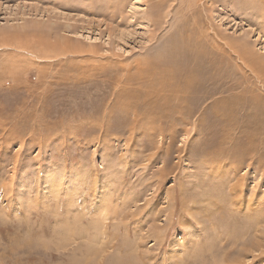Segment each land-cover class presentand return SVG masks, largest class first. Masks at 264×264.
I'll return each instance as SVG.
<instances>
[{"label":"rangeland","instance_id":"1","mask_svg":"<svg viewBox=\"0 0 264 264\" xmlns=\"http://www.w3.org/2000/svg\"><path fill=\"white\" fill-rule=\"evenodd\" d=\"M158 3L0 0V264H264V157L225 178L230 154L206 147L213 132L264 143L262 19L245 0ZM182 25L233 48L216 95L199 75L164 97L142 77Z\"/></svg>","mask_w":264,"mask_h":264},{"label":"bare ground","instance_id":"2","mask_svg":"<svg viewBox=\"0 0 264 264\" xmlns=\"http://www.w3.org/2000/svg\"><path fill=\"white\" fill-rule=\"evenodd\" d=\"M166 1L167 0H159V3H158L159 5H157V6H160V7L165 6L164 4L166 3ZM207 1L209 2L211 0H205L206 3H207ZM253 1L254 2H252L251 0H249V1L245 0V3L242 6L244 7V9H252V10H255L256 13L259 12V16L262 19V22H261L260 28H259V30H260L259 34H262L264 36V0H253ZM247 5L250 7H247ZM196 6H197V4H196ZM204 7H205V3H204ZM170 8L171 7H169V9ZM166 9H167V7H166ZM166 9H163V11L164 10L167 11V12L164 11L165 12L164 19H163V17H161V20L163 19L164 21H166V19L169 17V15H171V13L169 12L170 10L168 11ZM203 13H204V11H203ZM183 17H184V14L181 15V18H183ZM202 17H204V16H202ZM181 18H179V19H181ZM205 18H206V16H205ZM192 19H194V18H192ZM195 22H196V20H195ZM184 28H186V27L184 25H182V27H180L178 30L179 32L183 31V34H178L177 36L174 34L175 36H170L169 38H167V41L164 44V47H165L164 54H160L159 56H157L155 58L153 57L152 59L148 60V62L147 61L144 62V65L142 67L143 68L142 71L144 72V74H142V77L145 76L146 73H148L151 76V80H150L151 87L149 88L150 92L152 91L156 95H161V97H164V95L170 96L171 94L178 93V91H177L178 87L181 88V86L180 85L178 86V84H181L183 82H187L188 80H191L192 78L199 75L202 78L203 85L205 87H207V84H208V87L213 92V95H216L220 91L219 88L216 86L218 81H220V78H221V77L219 78L218 75L223 73L221 69H223V66L225 63V57H226V50H225L224 46L226 45L228 50H230V51H232L233 48H232V46H230L228 44H225V45L221 44L219 42V40L216 39L217 37L210 34V32L208 30L210 28H208V27H207L208 28L207 30H200L199 28L194 27V26L191 27L190 29H186V31H190V35H188L187 37H184ZM211 31H213V30H211ZM214 34H217V33H214ZM193 64H194L193 68L192 69L189 68ZM175 66H176V68L173 70L174 73L177 72L178 68H180L182 71L174 74L173 71L171 70V68H174ZM162 70H164V72ZM174 81H176V84H177L176 87H175ZM210 96H212V95H210V92L207 88V90L203 93V96L201 97V101L207 100V98ZM211 98L213 99L214 96H212ZM168 99L169 98H166L164 100V103L162 104L163 107H165L167 105ZM160 100H161V98H160ZM206 102H208V101H206ZM182 104L183 103L181 102V105ZM178 105H180V104H178ZM210 105L211 104L208 103L207 105L204 106V111L202 112V115L200 118V120H201L200 124L203 127H205V129L207 127L208 121L211 120L210 116L208 114V111H210ZM225 106H226V104H225ZM225 106H224V103H219L218 105L212 106L211 107L212 108V110H211L212 114L223 115V114H226L227 112H230L227 114L231 117L232 116L231 110H227V107H225ZM182 109H184V106L182 107ZM178 115H180V118H183V120H184V115H182V114H178ZM211 135H212L211 141L214 139L215 141H218V143L214 141V143H210L206 147H208V149H210V150L213 148H216V150H217L216 152H218V153H216V155L220 160H224V156H226V155H224L225 152H227L231 156L229 161H227V162L220 163L221 162L220 160H217V162L214 160L212 161L217 166L219 163L221 164L220 169L222 171H224V173L221 174L222 177L224 176L226 178L225 173H227V172L225 170H226L227 166H228V168H231L230 164H232V167H234V169H233L234 173L238 174L243 170L242 166L246 165L247 162H249L248 167L254 168L255 167L254 164L256 162L261 161L262 158L264 157V143L261 142L260 147H258V144H254V140L251 139L252 137H250L252 135H249L248 131L237 136L236 139H233V138L230 139V137H231L230 134H227L230 136H226L223 134L221 136H219V135H217V133L213 132V133H211ZM222 138H224L226 140L230 139L232 142V146H230V148L224 147V143L222 141ZM260 152H261V154H260ZM233 164H235V165H233ZM262 164L264 165V163H262ZM262 164L260 163L259 165H262ZM164 173H165V170L161 169L160 170V176H164ZM215 174H217V172H215ZM247 176L248 175L246 174V175H243L239 178L237 177L236 183H234L232 188H231V195L232 196L230 198H232V201L236 202L237 205L238 204L242 205L244 203V201L246 200L245 193L247 191V186H246L247 179H248ZM221 199L223 201V199L226 200L227 197L221 196ZM229 202H230V199H229ZM259 203H260L259 207L263 208L264 207L263 206L264 205L263 198L260 200ZM253 212H254V210H253ZM102 219H105V218L103 217ZM256 219L261 220V217L260 216L256 217ZM90 250H92V249H90ZM130 258H118V259H115L111 264H129V261L131 260ZM135 263H136V261H135Z\"/></svg>","mask_w":264,"mask_h":264},{"label":"clouds","instance_id":"3","mask_svg":"<svg viewBox=\"0 0 264 264\" xmlns=\"http://www.w3.org/2000/svg\"><path fill=\"white\" fill-rule=\"evenodd\" d=\"M8 225L6 221L0 220V229H7ZM129 264H135L133 260L129 261Z\"/></svg>","mask_w":264,"mask_h":264}]
</instances>
